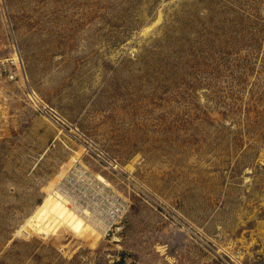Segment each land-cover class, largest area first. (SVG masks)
<instances>
[{"label":"rangeland","instance_id":"1","mask_svg":"<svg viewBox=\"0 0 264 264\" xmlns=\"http://www.w3.org/2000/svg\"><path fill=\"white\" fill-rule=\"evenodd\" d=\"M0 46V264H264V0H0ZM71 163L123 212L17 233Z\"/></svg>","mask_w":264,"mask_h":264},{"label":"bare ground","instance_id":"2","mask_svg":"<svg viewBox=\"0 0 264 264\" xmlns=\"http://www.w3.org/2000/svg\"><path fill=\"white\" fill-rule=\"evenodd\" d=\"M147 28H144V30ZM33 95L36 96V99H40L35 93ZM67 166V170L60 173L58 183H55L52 189L44 196L42 202L36 206L33 212L19 226L17 233L33 231L44 235H54L60 229L67 228L80 237L87 234L101 236V234L104 235L115 220L112 216L115 214L120 215L123 212L124 207L118 203L121 202V197L116 193L114 194V198H116L113 199L111 205H107L108 209H105L107 212H104L102 208L94 207L95 210L97 209L95 212L90 204L87 205V201L82 203L80 198L77 199L74 194L72 195L68 191L65 179L73 167L75 170H80L82 174H85V178L98 191H107L108 188H111V183L101 173H91L84 165L82 166V163L79 165L71 163L67 164ZM69 177L72 176L69 175ZM88 202L94 203L91 199ZM94 204L96 205V203Z\"/></svg>","mask_w":264,"mask_h":264},{"label":"built area","instance_id":"3","mask_svg":"<svg viewBox=\"0 0 264 264\" xmlns=\"http://www.w3.org/2000/svg\"><path fill=\"white\" fill-rule=\"evenodd\" d=\"M2 1V0H1ZM4 1V0H3ZM5 48L7 46L3 45ZM2 46H0L1 49ZM15 56H11L8 58L0 59V80L5 77L7 81H13L17 78H22L25 80V70L22 63V59L18 53V51L14 50ZM5 62H10L11 65L5 64ZM115 215H113L114 218Z\"/></svg>","mask_w":264,"mask_h":264}]
</instances>
